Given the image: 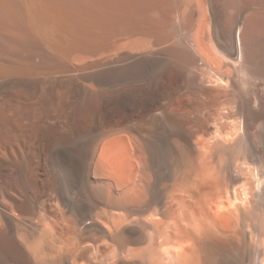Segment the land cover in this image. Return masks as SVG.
I'll list each match as a JSON object with an SVG mask.
<instances>
[{"label": "bare ground", "instance_id": "bare-ground-1", "mask_svg": "<svg viewBox=\"0 0 264 264\" xmlns=\"http://www.w3.org/2000/svg\"><path fill=\"white\" fill-rule=\"evenodd\" d=\"M0 264H264V0H0Z\"/></svg>", "mask_w": 264, "mask_h": 264}]
</instances>
